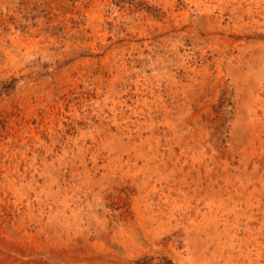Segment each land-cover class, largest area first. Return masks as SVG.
I'll return each instance as SVG.
<instances>
[{"label":"rangeland","instance_id":"374dc122","mask_svg":"<svg viewBox=\"0 0 264 264\" xmlns=\"http://www.w3.org/2000/svg\"><path fill=\"white\" fill-rule=\"evenodd\" d=\"M0 264H264V0H0Z\"/></svg>","mask_w":264,"mask_h":264}]
</instances>
